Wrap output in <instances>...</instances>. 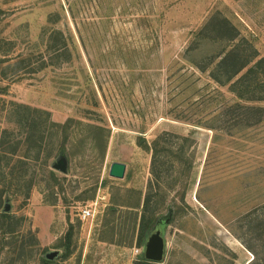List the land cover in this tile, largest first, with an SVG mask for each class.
Wrapping results in <instances>:
<instances>
[{
	"label": "rangeland",
	"instance_id": "374dc122",
	"mask_svg": "<svg viewBox=\"0 0 264 264\" xmlns=\"http://www.w3.org/2000/svg\"><path fill=\"white\" fill-rule=\"evenodd\" d=\"M234 46L264 59V0H0V264H141L149 191L157 264H264V99L208 67Z\"/></svg>",
	"mask_w": 264,
	"mask_h": 264
},
{
	"label": "trees",
	"instance_id": "16d2710c",
	"mask_svg": "<svg viewBox=\"0 0 264 264\" xmlns=\"http://www.w3.org/2000/svg\"><path fill=\"white\" fill-rule=\"evenodd\" d=\"M202 33H204V31H202ZM255 58L256 56L248 52L247 49L245 50L239 46H234L228 52L223 50L222 53L218 54L216 59L214 58L208 67H211V76L222 84H229L230 90L233 91L239 99H264L262 98L264 96H257L256 94L264 90V59L255 60ZM194 64L196 63L194 62ZM244 69H246V71L241 76L236 78ZM251 94L254 96H251ZM53 125L58 126L54 122ZM168 135L169 138H178L182 141H186L187 143L190 141L189 137L166 133L159 135L153 141L152 174L156 180L160 179L159 176L165 169L162 168L164 165H166L162 154H164L168 147L172 146L175 148H182L180 150L182 153H184L185 144L183 143L180 145V147H176L173 143H170L171 139L168 138ZM164 144L169 145L166 148ZM168 152L174 153L173 150ZM177 154H179V152ZM170 169H172V163L167 166L166 171ZM51 175L53 178H56L54 173H51ZM152 186L153 185H150V187ZM154 195L155 194L152 191H149L142 206L143 212L141 213L137 232L138 244L141 247L144 246L148 234L152 231L159 219L157 216V210L153 207V201L155 197ZM9 198L10 196L8 194V200ZM140 205L141 204L138 203L131 207L138 209ZM2 217L8 220L12 219L10 213L7 214L6 212L2 214ZM69 236H71V233L68 234V237ZM139 258L141 264H157L147 261L142 253H140ZM41 261L42 264L52 263L51 260L46 259V257H42Z\"/></svg>",
	"mask_w": 264,
	"mask_h": 264
},
{
	"label": "water",
	"instance_id": "95a60500",
	"mask_svg": "<svg viewBox=\"0 0 264 264\" xmlns=\"http://www.w3.org/2000/svg\"><path fill=\"white\" fill-rule=\"evenodd\" d=\"M55 168L62 172L67 171V166L64 162L60 161L55 165ZM127 165L122 162H114L110 168V176L114 178H124L126 174ZM11 209L10 204L7 202L5 211L9 212ZM170 218H161L158 220L152 231L148 234L144 247V258L152 263H161L165 260L167 253V239L166 228L169 224ZM59 256V251L49 252L45 255L46 259L54 260Z\"/></svg>",
	"mask_w": 264,
	"mask_h": 264
},
{
	"label": "built area",
	"instance_id": "2783aa9c",
	"mask_svg": "<svg viewBox=\"0 0 264 264\" xmlns=\"http://www.w3.org/2000/svg\"><path fill=\"white\" fill-rule=\"evenodd\" d=\"M92 215V209L89 208H85L82 210V212L80 213V216L82 219H89L90 216Z\"/></svg>",
	"mask_w": 264,
	"mask_h": 264
}]
</instances>
